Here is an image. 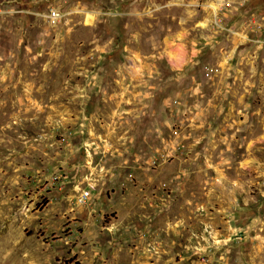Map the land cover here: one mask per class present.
Masks as SVG:
<instances>
[{
	"label": "rangeland",
	"instance_id": "rangeland-1",
	"mask_svg": "<svg viewBox=\"0 0 264 264\" xmlns=\"http://www.w3.org/2000/svg\"><path fill=\"white\" fill-rule=\"evenodd\" d=\"M0 264H264V0H0Z\"/></svg>",
	"mask_w": 264,
	"mask_h": 264
},
{
	"label": "built area",
	"instance_id": "built-area-1",
	"mask_svg": "<svg viewBox=\"0 0 264 264\" xmlns=\"http://www.w3.org/2000/svg\"><path fill=\"white\" fill-rule=\"evenodd\" d=\"M48 18L52 23H56L59 21V14L55 10H49L48 12ZM212 72V68L210 67H205L204 68V76L208 77L210 73ZM87 193L85 192L84 195Z\"/></svg>",
	"mask_w": 264,
	"mask_h": 264
}]
</instances>
